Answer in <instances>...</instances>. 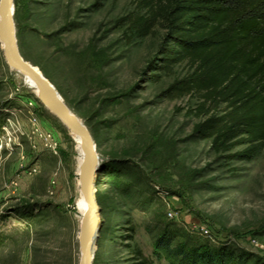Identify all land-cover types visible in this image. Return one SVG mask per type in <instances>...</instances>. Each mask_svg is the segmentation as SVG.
I'll return each mask as SVG.
<instances>
[{
    "label": "rangeland",
    "instance_id": "rangeland-1",
    "mask_svg": "<svg viewBox=\"0 0 264 264\" xmlns=\"http://www.w3.org/2000/svg\"><path fill=\"white\" fill-rule=\"evenodd\" d=\"M12 1L19 56L55 87L101 160L91 264H192L202 252L264 264V146L252 160L218 154L196 133L197 96H162L189 73L154 70L164 31L135 37L123 21L133 0ZM4 109L28 113L31 127L0 153V264H80V140L0 42V127Z\"/></svg>",
    "mask_w": 264,
    "mask_h": 264
},
{
    "label": "trees",
    "instance_id": "trees-1",
    "mask_svg": "<svg viewBox=\"0 0 264 264\" xmlns=\"http://www.w3.org/2000/svg\"><path fill=\"white\" fill-rule=\"evenodd\" d=\"M133 1L135 12L123 18L129 31L139 39L157 28L165 33L154 70L189 69L162 96H197L198 137L231 160H252L264 146V0ZM190 260L244 264L231 253L202 252Z\"/></svg>",
    "mask_w": 264,
    "mask_h": 264
},
{
    "label": "water",
    "instance_id": "water-1",
    "mask_svg": "<svg viewBox=\"0 0 264 264\" xmlns=\"http://www.w3.org/2000/svg\"><path fill=\"white\" fill-rule=\"evenodd\" d=\"M12 0H0V40L4 45L5 58L9 66L27 77L38 91V99L55 115L66 128L80 139L84 153V177L81 182V192L87 203V211L81 223L79 235L80 264H91L99 223L96 220L98 207L95 200L94 182L101 160L96 154L93 140L83 125L64 105L55 87L35 66L24 61L18 54L12 37Z\"/></svg>",
    "mask_w": 264,
    "mask_h": 264
},
{
    "label": "crops",
    "instance_id": "crops-1",
    "mask_svg": "<svg viewBox=\"0 0 264 264\" xmlns=\"http://www.w3.org/2000/svg\"><path fill=\"white\" fill-rule=\"evenodd\" d=\"M5 112H6V114L9 112L11 114V117L7 118V121H6L7 124L4 123L0 127L1 132H3V134L2 133L0 134V136H2V138L0 139V153L12 151L13 145H14V144H12L13 140L16 141L17 139H19L20 136L27 135L29 137L28 127L29 128L31 127L26 122L27 119H29V117L27 116L28 113H26V115L23 116V115H21L23 112L18 113L17 110L4 109L3 115H5ZM22 116L25 117V120H24L26 122L25 124L23 122ZM12 118H15L16 120L14 119V121H13ZM17 132H19V134ZM6 138H7V140L5 141ZM16 144H18V143H16ZM33 148H35V147H33ZM48 150H50V149H48ZM1 159H3V156L1 157ZM22 175H23V173H21V175H20L21 178H23Z\"/></svg>",
    "mask_w": 264,
    "mask_h": 264
},
{
    "label": "bare ground",
    "instance_id": "bare-ground-1",
    "mask_svg": "<svg viewBox=\"0 0 264 264\" xmlns=\"http://www.w3.org/2000/svg\"><path fill=\"white\" fill-rule=\"evenodd\" d=\"M12 37H13V41H14V43H15V40H14V24H13V9H12ZM0 42H1V40H0ZM2 43V42H1ZM3 45V44H2ZM3 48H4V45H3ZM16 71V70H15ZM27 78V77H26ZM28 79V78H27ZM48 108V107H47ZM74 135V134H73ZM76 136V135H75ZM77 137V136H76ZM80 140V139H79ZM81 144V143H80ZM82 150V149H81ZM83 155H84V153H83ZM80 177H81V182H82V179H83V177H84V161H83V163H82V165H81V168H80ZM80 191H81V183H80ZM81 194H82V192H81ZM83 197V196H82ZM84 198V197H83ZM84 201H85V199H84ZM85 203H86V201H85ZM86 206H87V203H86ZM87 211V210H86ZM86 213V212H85ZM84 218V217H83Z\"/></svg>",
    "mask_w": 264,
    "mask_h": 264
}]
</instances>
